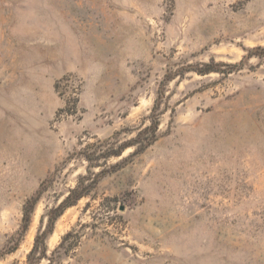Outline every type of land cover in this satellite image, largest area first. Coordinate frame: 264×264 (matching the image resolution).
Segmentation results:
<instances>
[{"label": "rangeland", "instance_id": "374dc122", "mask_svg": "<svg viewBox=\"0 0 264 264\" xmlns=\"http://www.w3.org/2000/svg\"><path fill=\"white\" fill-rule=\"evenodd\" d=\"M257 47L264 0H0V264H27L83 176L38 264H264Z\"/></svg>", "mask_w": 264, "mask_h": 264}, {"label": "trees", "instance_id": "16d2710c", "mask_svg": "<svg viewBox=\"0 0 264 264\" xmlns=\"http://www.w3.org/2000/svg\"><path fill=\"white\" fill-rule=\"evenodd\" d=\"M256 53L252 54L257 58H264V47L260 48L257 47L254 50ZM217 71L211 69L208 65L206 66L205 70L198 71L200 74H208L210 72ZM157 120H151L149 126L143 128L141 131L138 132L137 137L141 134L146 133L148 134L147 138L141 142V147L137 149L136 153H141L146 147L151 145L156 140V130H157ZM123 148L118 147L115 150L107 149L103 152L95 151L92 153H85L82 154V158L88 163L87 165V173L90 175L91 168H102L105 166L106 161L111 157L120 156ZM101 161V162H100ZM103 170L99 173L98 176L102 175ZM88 175V176H89ZM100 178H88L87 176H83L77 179L75 186L70 189L67 195L61 200V202L54 208L48 210L46 213L47 215V227L43 232H38L34 240V246L30 250L27 255V264H38V262L45 257L46 248L44 246V240L50 232V227L55 221V219L61 215V213L71 206H74L79 200L82 198L91 197L90 193L94 189V187L98 184ZM49 182V178L44 179L36 192L30 196L23 204L22 207V220H21V228L25 231L30 223L31 214L34 210L35 204L37 203L38 199L40 198L41 194L46 188L47 183ZM70 235L68 232L62 239L58 248L61 247L66 240V238ZM41 245V246H39ZM41 247V248H40Z\"/></svg>", "mask_w": 264, "mask_h": 264}]
</instances>
